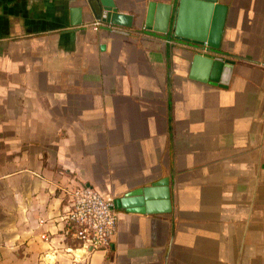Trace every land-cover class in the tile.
I'll return each mask as SVG.
<instances>
[{"label":"crops","instance_id":"crops-1","mask_svg":"<svg viewBox=\"0 0 264 264\" xmlns=\"http://www.w3.org/2000/svg\"><path fill=\"white\" fill-rule=\"evenodd\" d=\"M109 1L129 26L0 0V264H264V0H220L213 53L144 29L177 0ZM80 184L131 195L108 252L64 233Z\"/></svg>","mask_w":264,"mask_h":264},{"label":"water","instance_id":"water-1","mask_svg":"<svg viewBox=\"0 0 264 264\" xmlns=\"http://www.w3.org/2000/svg\"><path fill=\"white\" fill-rule=\"evenodd\" d=\"M95 6L90 3V11L95 20L113 25L129 26L133 17L119 13L109 0H94ZM227 7L220 0H177L176 4L157 3L149 1L144 13L142 24L144 29L153 33L167 35L174 41L185 42L194 47L205 44L209 52L216 48L220 39L226 18ZM73 22V21H72ZM78 20L72 25H78ZM195 62L209 64L213 69L222 66L230 69L232 61L214 57L212 54L200 57L194 55ZM165 179L152 184V187H161ZM161 198L166 197L165 189H157ZM131 195L113 199L116 210L127 209L132 201Z\"/></svg>","mask_w":264,"mask_h":264},{"label":"built area","instance_id":"built-area-1","mask_svg":"<svg viewBox=\"0 0 264 264\" xmlns=\"http://www.w3.org/2000/svg\"><path fill=\"white\" fill-rule=\"evenodd\" d=\"M102 26L104 24L100 21L89 25L93 31ZM196 47L207 52L205 44ZM67 196L69 205L61 216L66 237L75 243L77 249L108 252L117 221L112 199L83 184L68 189Z\"/></svg>","mask_w":264,"mask_h":264}]
</instances>
